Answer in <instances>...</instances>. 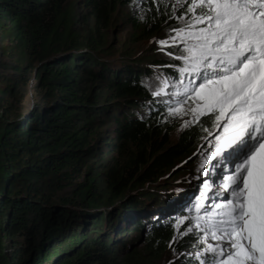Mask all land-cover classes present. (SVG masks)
<instances>
[{
  "label": "trees",
  "instance_id": "trees-1",
  "mask_svg": "<svg viewBox=\"0 0 264 264\" xmlns=\"http://www.w3.org/2000/svg\"><path fill=\"white\" fill-rule=\"evenodd\" d=\"M82 2L85 24L70 0H0V264H142L171 245L186 249L198 233L196 215L158 222L144 212L161 203L173 210V173H184L181 161L209 120L191 124L167 148L170 105L142 79L152 70L107 57V32L123 0ZM32 73L44 97L20 107ZM179 74L165 72L175 79L170 91ZM138 104L145 114L131 112ZM107 122L109 152L118 155L105 164L97 154ZM91 160L97 163L78 182ZM144 229L142 249L121 237L138 240Z\"/></svg>",
  "mask_w": 264,
  "mask_h": 264
},
{
  "label": "snow or ice",
  "instance_id": "snow-or-ice-1",
  "mask_svg": "<svg viewBox=\"0 0 264 264\" xmlns=\"http://www.w3.org/2000/svg\"><path fill=\"white\" fill-rule=\"evenodd\" d=\"M186 14L192 21L187 27L195 30L182 38L186 55L180 57L185 62L180 72L191 75L192 86L185 88L186 99L168 114H190L186 127L209 113L214 114V125L221 127L227 114L223 127L233 133L222 143L218 137L215 155L199 166L208 176L205 165L220 157L211 168L216 182H222L219 187L228 193L226 204L215 205L222 211L214 215L223 218L208 225L218 243L208 244L206 251L213 254V264H264V0H191ZM158 43L163 48L170 42ZM224 164L231 165L227 175ZM201 183L206 190L211 188ZM201 207L197 201L194 210Z\"/></svg>",
  "mask_w": 264,
  "mask_h": 264
},
{
  "label": "rangeland",
  "instance_id": "rangeland-1",
  "mask_svg": "<svg viewBox=\"0 0 264 264\" xmlns=\"http://www.w3.org/2000/svg\"><path fill=\"white\" fill-rule=\"evenodd\" d=\"M82 1L83 0H70L71 5L69 10L74 12L77 17L80 16L82 20L81 24H85V19H82V17H86L87 10H85ZM190 2L191 0H123V2L118 5L106 38V50L108 51L107 57H109V61L114 64L134 62L139 66L152 70V75L144 76L142 79L150 94L155 95L154 93L160 92L161 95H165L164 101L170 105L166 108L164 113V118L168 121V126L162 131V133L167 131L168 137L170 138L166 145L168 146L167 148L173 147L178 143L182 132L190 126L186 127L185 121L192 119L190 114L182 117H172L168 114L171 108L177 107L180 102L186 99L185 88H190L192 86L190 84V80L192 79L191 75L180 72V69L185 66L184 60L180 57L186 55V44L182 38L185 37L187 33L195 30L187 27V25L192 22L190 15L186 14V9ZM199 11V8H197V14H199ZM197 27H202V25H197ZM177 33H180V35L177 36ZM172 37H176V42L174 44L171 43ZM163 40H169V46L162 48L158 41ZM188 43H191V41L189 40ZM0 56H2L1 53ZM156 59L157 61H155ZM157 62H159V64ZM170 67L176 68L180 72L179 77L182 78V81L173 87L177 91L169 90V86L175 82L173 76L165 78L164 75L165 72L169 71ZM30 76L31 79L28 83L27 94L20 103V107L26 106L30 108L34 101L44 97L45 89H41L37 86V79L34 77L33 73ZM195 83L198 84L199 80H195ZM173 92H177V94L181 95L174 96L172 94ZM139 106L140 104L136 105L131 112H137L142 115L143 113L145 114L146 111L142 108H138ZM202 117H206L210 123L207 128L201 132V139L196 149L190 155L183 158V161H181L183 166L181 165L180 167V169L187 171L186 169L190 166V169H194L198 173H187L185 171L183 174H181V172L175 173L178 178L177 176H173L176 178L171 181V184L177 187V189L174 188L173 190L175 195L177 194L174 201L176 204L174 206L173 202L169 204V207L173 206V210L167 209V212H165L168 205L163 206L164 203H161L159 208L158 205L153 206L151 204L149 208H145L144 212L148 216L152 215V217H158L156 220L158 222H170L169 217L172 216H175L177 220H186V217L196 215V217H200V219L194 218L192 223L195 225V228H197L196 225L199 224V229H197L198 233L192 242L187 245L186 249H179L171 245L161 258L152 259L148 257L142 264H188L186 263L187 259L198 261L200 262L199 264H213V254L207 252L206 248L208 244L215 246L218 241L212 239L210 235L212 229L209 228L208 225L223 218L219 215H214L222 211V209H217L215 205L218 203L226 204L225 196H227L228 193L224 192L223 189L219 187V184L222 182H216V178H212L210 184L211 188L209 189L210 192L209 190H205L204 184H202L200 180L199 186H203L201 192L198 189V193L194 199L192 198L193 200L187 205L183 204L186 203L190 197H193L191 192L194 190V186L192 184L196 181L194 175H204L201 171H198L197 168H200L199 166L207 156L214 154L218 144L217 138L219 137L222 143L225 136H228L230 133L232 134V132L227 131L223 127V123L226 122L228 118L227 114L222 118L221 127H216L214 125V114L209 113L207 115H201L199 119L201 120ZM110 125L111 123L107 122L102 126V130H104V139L101 141L100 145L103 151L97 154L100 160L104 159L105 164L111 163L113 160L112 156L118 155L117 152H109L111 146L107 144V142L114 141L108 131ZM219 159L220 158L214 159V163H217ZM96 163L97 162L94 160L89 161L77 181H84L88 167ZM221 166L225 168V175H227L231 165L224 164ZM207 169L208 165H205V170ZM180 185L183 187L179 189ZM138 190L140 189H136L135 191L137 192ZM201 194H204L206 198L201 200ZM58 200L61 199L59 198ZM197 201L202 205L199 212L194 210ZM177 205L179 206L177 207ZM185 211L186 214L178 216L179 213ZM194 212H197V214H193ZM145 232L148 234V230L144 229L143 236L138 240H135L136 235L127 236L125 234L121 237L130 242L128 245L131 246L133 250L142 249L148 241ZM180 232L181 227H177L176 235H180ZM127 250L128 249H125V251Z\"/></svg>",
  "mask_w": 264,
  "mask_h": 264
},
{
  "label": "bare ground",
  "instance_id": "bare-ground-1",
  "mask_svg": "<svg viewBox=\"0 0 264 264\" xmlns=\"http://www.w3.org/2000/svg\"><path fill=\"white\" fill-rule=\"evenodd\" d=\"M233 134V133H232ZM231 133L228 135V136H231L232 135ZM215 155V151H214V154H213V156ZM217 158H220V157H217ZM211 162H213L214 163V160H212V161H210V163H209V165L211 164ZM214 164H216V163H214ZM208 165V166H209ZM223 167V166H222ZM205 172H208L209 173V175L208 176H205V175H194V177L196 178V181H194L193 182V191L191 192L192 194H193V197H190L188 200H187V202L186 203H184L183 205H187V204H189V202L190 201H192L193 199H194V197H195V194L196 193H198V189L199 190H201V188H203V186L201 187V186H199L200 185V180H203L205 183H208V184H211V182H212V178H216V173H215V171L214 170H211L210 168H208ZM175 173H177V172H174L173 174H175ZM196 182H197V184H196ZM192 183V182H191ZM181 187H183L182 185H180L179 186V189L181 188ZM206 190V189H205ZM208 191V190H207ZM196 192V193H195ZM209 192H210V190H209ZM193 198V199H192Z\"/></svg>",
  "mask_w": 264,
  "mask_h": 264
},
{
  "label": "water",
  "instance_id": "water-1",
  "mask_svg": "<svg viewBox=\"0 0 264 264\" xmlns=\"http://www.w3.org/2000/svg\"><path fill=\"white\" fill-rule=\"evenodd\" d=\"M127 192H129V191H127ZM127 192H126V193H127Z\"/></svg>",
  "mask_w": 264,
  "mask_h": 264
}]
</instances>
